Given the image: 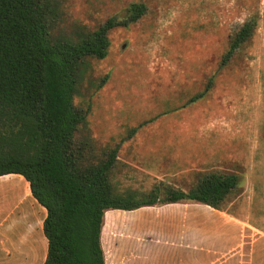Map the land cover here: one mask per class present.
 <instances>
[{"label": "rangeland", "instance_id": "rangeland-1", "mask_svg": "<svg viewBox=\"0 0 264 264\" xmlns=\"http://www.w3.org/2000/svg\"><path fill=\"white\" fill-rule=\"evenodd\" d=\"M133 4L146 13L110 31L104 59L88 60L74 98L90 111L80 135L97 152L119 148L120 190H189L211 173L236 175L224 209L264 227V0H62L60 28L125 22ZM252 18L253 36L222 66L233 35ZM110 214L115 226L133 218L106 212L103 242L113 236Z\"/></svg>", "mask_w": 264, "mask_h": 264}, {"label": "trees", "instance_id": "trees-1", "mask_svg": "<svg viewBox=\"0 0 264 264\" xmlns=\"http://www.w3.org/2000/svg\"><path fill=\"white\" fill-rule=\"evenodd\" d=\"M110 19L95 31L64 33L62 0H0V177L17 174L46 209L44 264H105L102 231L110 210L197 203L221 210L236 190L234 174L211 173L185 191L160 183L151 191L120 190L119 148L97 152L81 136L90 111L74 104L89 59L102 60L112 29L138 21ZM255 18L233 35L224 66L257 29ZM197 98V97H196Z\"/></svg>", "mask_w": 264, "mask_h": 264}, {"label": "crops", "instance_id": "crops-1", "mask_svg": "<svg viewBox=\"0 0 264 264\" xmlns=\"http://www.w3.org/2000/svg\"><path fill=\"white\" fill-rule=\"evenodd\" d=\"M224 205L221 210L197 203L145 207L118 226L110 214L113 236L101 240L105 264L114 258L117 264H264V227ZM46 216L23 176L0 177V264L45 263Z\"/></svg>", "mask_w": 264, "mask_h": 264}]
</instances>
